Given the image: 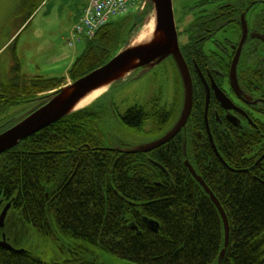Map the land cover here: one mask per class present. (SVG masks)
<instances>
[{"label":"trees","instance_id":"obj_1","mask_svg":"<svg viewBox=\"0 0 264 264\" xmlns=\"http://www.w3.org/2000/svg\"><path fill=\"white\" fill-rule=\"evenodd\" d=\"M42 1L23 0L22 9H30L26 21ZM136 19L143 17L137 14ZM126 26L111 21L86 39L69 77L75 80L106 63L124 44ZM65 79L25 73L16 59L10 77L0 78V131L16 121L6 111L35 100L43 103L47 92ZM108 91L0 154V200H13L18 212L10 228L13 241L20 245L32 229L58 251L71 253V258L47 262L31 249L17 252L0 246V264H104L90 257L97 252L135 264H219L223 219L185 158L228 215L230 242L222 264H264V178L253 154L258 140L230 131V124L225 130L209 117L220 160L206 134L200 138L196 133L206 131L204 108L199 106L185 129L192 132L186 155L182 134L149 153H119L109 147L118 137L113 130L140 132L149 124L147 130L158 133L172 124L176 112L159 98L120 112L105 99ZM144 217L158 222L157 232ZM18 229L27 235L19 236Z\"/></svg>","mask_w":264,"mask_h":264},{"label":"flooded vegetation","instance_id":"obj_2","mask_svg":"<svg viewBox=\"0 0 264 264\" xmlns=\"http://www.w3.org/2000/svg\"><path fill=\"white\" fill-rule=\"evenodd\" d=\"M184 38V56L194 88L191 114L199 106L205 110L208 101V116L215 124L225 130V124H230V131L257 139L254 165L264 178V0H184ZM234 64L236 80L232 81ZM222 95L232 107L223 106ZM11 114V109L5 112L6 117ZM190 133L183 128L179 134L186 142ZM196 133L200 138L210 136L207 131ZM173 139L153 150L167 147ZM216 140L219 143L218 135ZM209 141L223 160L215 140ZM109 143L119 153L132 146L121 136ZM5 205L0 204V213ZM12 206L0 236L18 221Z\"/></svg>","mask_w":264,"mask_h":264},{"label":"rangeland","instance_id":"obj_3","mask_svg":"<svg viewBox=\"0 0 264 264\" xmlns=\"http://www.w3.org/2000/svg\"><path fill=\"white\" fill-rule=\"evenodd\" d=\"M22 2L23 0H0V78L10 77L16 59L21 62L22 71L28 74L65 75L85 48V41L76 42L75 47L67 44L69 30L85 6L84 0H46L25 25L30 9H22ZM173 4L175 18H179L184 11V0H173ZM136 12L137 9L134 7L112 20L127 25L122 33V43H125L128 36L129 40L133 38L144 27L146 19L142 26L138 25L129 35V27ZM178 26L182 27L184 23L178 21ZM184 41V33H182L180 42L184 43ZM182 90L173 61L166 59L153 69L143 74L135 71L128 79L112 86L105 99L112 101L120 112L136 104L146 105L154 98H159L161 105L167 109L174 110L181 104ZM29 104L34 105L31 102ZM26 107V105L17 106L12 112H23ZM176 118L174 117L172 122ZM149 128L148 124L146 130ZM124 129L125 131L121 133L113 130V134L128 139L134 147L156 140L162 134V131L146 134L144 131L137 132L126 127ZM18 246L33 250L47 262L71 258L70 252L62 253L57 247L39 239L36 235L25 236ZM90 257H95L104 264H135L106 252H97Z\"/></svg>","mask_w":264,"mask_h":264},{"label":"water","instance_id":"obj_4","mask_svg":"<svg viewBox=\"0 0 264 264\" xmlns=\"http://www.w3.org/2000/svg\"><path fill=\"white\" fill-rule=\"evenodd\" d=\"M152 6V15L147 18L150 29L145 27L140 30L105 64L97 67L88 74L76 79L72 83L59 88L50 94L45 103L25 117L21 118L12 127L0 133V154L18 144L22 139L49 126L62 117L69 115L84 106H80L86 99L98 97L108 90L113 84L131 76L135 71L143 74L168 57H172L180 73L183 89L184 101L177 121L172 128L160 139L138 146L129 152L148 151L172 139L188 121L193 103V81L188 64L183 55L179 34L176 24L173 0H145ZM232 81L236 80L235 64L231 71ZM223 106L232 107L226 95H222ZM208 102L205 110L207 130L210 134L207 121ZM190 171L196 179L204 186L210 194L213 202L217 205L223 219L225 228L224 248L219 255V264L223 263L227 247L230 242L229 218L220 203L219 199L210 190L206 182L199 176L191 164L186 161ZM10 204L4 208L0 214V227L4 226L5 217ZM150 224L152 230L157 231L158 226L153 220L144 218ZM136 228V227H134ZM0 246L9 250L22 252L24 248H16L2 234Z\"/></svg>","mask_w":264,"mask_h":264},{"label":"built area","instance_id":"obj_5","mask_svg":"<svg viewBox=\"0 0 264 264\" xmlns=\"http://www.w3.org/2000/svg\"><path fill=\"white\" fill-rule=\"evenodd\" d=\"M136 0H92L87 8L84 23L91 32L104 23L110 15L126 10Z\"/></svg>","mask_w":264,"mask_h":264},{"label":"bare ground","instance_id":"obj_6","mask_svg":"<svg viewBox=\"0 0 264 264\" xmlns=\"http://www.w3.org/2000/svg\"><path fill=\"white\" fill-rule=\"evenodd\" d=\"M150 24H149V22L145 25V29L147 30V29H150ZM94 99V97H91V98H88V99H86L80 106H85V105H87L89 102H91L92 100Z\"/></svg>","mask_w":264,"mask_h":264}]
</instances>
